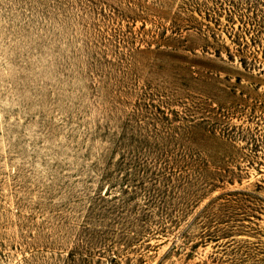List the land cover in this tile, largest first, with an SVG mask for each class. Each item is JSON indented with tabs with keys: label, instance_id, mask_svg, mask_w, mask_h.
<instances>
[{
	"label": "rangeland",
	"instance_id": "1",
	"mask_svg": "<svg viewBox=\"0 0 264 264\" xmlns=\"http://www.w3.org/2000/svg\"><path fill=\"white\" fill-rule=\"evenodd\" d=\"M0 264H264V0H0Z\"/></svg>",
	"mask_w": 264,
	"mask_h": 264
}]
</instances>
